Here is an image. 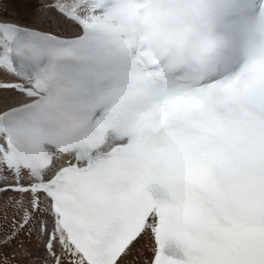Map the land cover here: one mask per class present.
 Returning a JSON list of instances; mask_svg holds the SVG:
<instances>
[{"label":"snow or ice","instance_id":"1","mask_svg":"<svg viewBox=\"0 0 264 264\" xmlns=\"http://www.w3.org/2000/svg\"><path fill=\"white\" fill-rule=\"evenodd\" d=\"M0 264H264V0H0Z\"/></svg>","mask_w":264,"mask_h":264}]
</instances>
